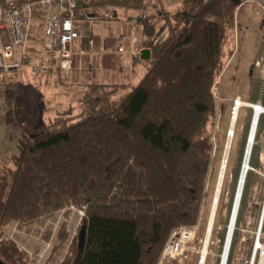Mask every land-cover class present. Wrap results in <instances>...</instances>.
<instances>
[{"label": "trees", "instance_id": "16d2710c", "mask_svg": "<svg viewBox=\"0 0 264 264\" xmlns=\"http://www.w3.org/2000/svg\"><path fill=\"white\" fill-rule=\"evenodd\" d=\"M246 1L186 0L175 13L160 11L163 36L147 0H77L84 10L146 11L147 71L130 88L88 86L79 114L20 119L30 139L0 171V262L33 264L14 231L35 236L34 227L62 217L48 264H159L173 234L198 225L219 124L213 89L234 55L236 11ZM77 31L95 42L89 27ZM41 42L34 26L30 48ZM74 207L85 210L69 242ZM52 230L40 231L45 243Z\"/></svg>", "mask_w": 264, "mask_h": 264}, {"label": "rangeland", "instance_id": "374dc122", "mask_svg": "<svg viewBox=\"0 0 264 264\" xmlns=\"http://www.w3.org/2000/svg\"><path fill=\"white\" fill-rule=\"evenodd\" d=\"M158 1L159 0H147V6L156 8L154 3ZM250 1L252 2L253 0ZM250 1L247 0L244 4L249 2L248 5L254 7L255 4L250 3ZM255 1L264 2V0ZM177 7L179 8L174 9V11L184 8L182 5H178ZM98 10H101L102 16L104 15L103 12H106L110 18L112 17L114 9L87 7L84 13H97ZM144 12L146 13V11H141L140 14L143 15ZM153 13L155 12H147V15L152 16ZM122 15L123 14H121V16ZM256 17L258 16L256 15ZM44 18V13L38 14L33 24L41 31L42 42L37 50L30 48L31 45L29 43L27 52L30 59L25 63L24 68L13 75L0 79V171L5 166H13L14 157L20 155L23 144L30 139V136L20 126L19 121L24 116H41L42 118H40L44 122L50 123L57 115L68 111L70 108L75 109V114H79L82 110L81 103L86 93L83 94L80 100L78 97L79 95L77 96L75 92L70 93V95L67 94V89L61 87L60 83H63V86L68 88V92L71 91L72 85L66 83L65 76L61 72H55L52 68H49L52 70H47L44 74L42 73V77L39 76L38 78H34L31 75L29 67L31 63L39 62L43 59L44 61L42 64L47 67L52 66V63L46 62L42 52V25ZM156 18H158V15L155 16V19ZM261 21L264 22V20ZM236 28L235 38L230 48L235 54L232 59H229V61H231H228L225 66L215 88V97L218 106L217 123L219 124L213 133L214 151L205 198L202 204L201 218L198 225L195 226L196 229L194 230L193 239L189 243L181 245L182 249L174 251L172 245L177 242L175 237L171 243H169L165 255L166 257L161 260L159 264H200L202 258L201 252L209 225L218 177L223 163L226 144L230 132H232L231 119L234 102L237 98H240L243 103L251 104L260 98V101H262L264 105V65L262 64L260 66L258 65L259 63H249L248 67L246 64L238 67L240 63L239 55L237 54L239 50L238 41L240 36L243 37V35L248 38L249 32L242 33L240 28L237 26ZM120 37L121 36H119V39ZM94 45L95 42L89 46L92 48ZM124 46H126V42ZM34 54L37 55L36 58H34ZM259 58V61L262 59L264 61V55H261ZM126 59H128L127 52H125L122 62ZM242 61L243 59L241 60V64L243 63ZM40 77V81L37 80ZM46 83L49 85L47 86ZM36 86L38 87L36 88ZM248 109L250 108L244 107L242 109L234 130L236 135L233 140V147L227 167V179L224 180L205 264L220 263V256L225 242L234 197L240 181L239 176L241 175L245 159L250 125L253 117ZM250 166L252 171H250L247 177L228 264H245V261L251 256L253 243L259 227L264 205V116L261 119L253 155L250 160ZM81 218L78 212L73 210V215H71L70 219L68 218L65 220L69 225L71 236L73 233L78 232ZM61 219L64 221L65 217L60 218V220ZM53 228L54 232L55 229L57 230V234L60 232L61 228L59 226L57 227L55 223ZM15 237L16 235L13 238ZM50 250L51 249L42 255L41 264L47 263L44 259L45 256L47 257L49 255ZM29 259H31L30 256ZM32 261L33 264H36L35 260Z\"/></svg>", "mask_w": 264, "mask_h": 264}, {"label": "crops", "instance_id": "0c3cea01", "mask_svg": "<svg viewBox=\"0 0 264 264\" xmlns=\"http://www.w3.org/2000/svg\"><path fill=\"white\" fill-rule=\"evenodd\" d=\"M20 1L23 0H2V3L4 6H7ZM185 1L186 0H159L157 3H154L157 9L151 8V10L156 13L155 16L158 15L156 19L154 16V23L160 35L164 36L162 32L164 23L159 19L160 11L161 13L162 11L169 14L175 13L176 11H174V9H178V5L184 6ZM256 10L257 7L255 5L253 7L247 3L241 5L236 11V26L242 30V33L249 32L248 38L243 35V37L240 36L238 41L239 50L237 54L240 60L238 67L244 64L248 67L249 63H259L260 66L262 64L264 65L263 59L259 61V57L264 55V22L261 21L264 20V13L257 15ZM103 13L104 15L101 17L100 21L94 24L83 25L82 22H84L83 19L85 15L84 9H80L79 7L76 11V18L78 21L76 28L78 30L79 28L83 30L89 27V31L95 40V45L91 48L85 39L74 43L73 48L77 56L73 59L72 81L70 84L72 85L71 91L68 92V88H65L63 83H60V85L64 89H67V94L70 95V93L75 92L77 96L79 95V100L82 98L83 94L87 92V88L90 85H114L130 88L136 85L147 71L146 62L149 60L151 54L150 52L149 56L144 54L145 51L149 50L143 47V26L139 24L142 18L140 11L118 8L110 18L106 12ZM121 14L123 15L121 16ZM255 14L258 17H256ZM119 36H123L127 40L126 50L128 59L123 62L120 60L118 53ZM133 54L136 56L135 58ZM36 56L37 55L34 54V58H36ZM242 59L243 63L241 64ZM57 67V64L53 63L51 67L45 66L43 74L47 72V70L52 69L55 72H61ZM41 77L37 80L40 81ZM48 85L49 84H47V86ZM37 87L38 86H36V88ZM62 222L61 219L56 223L57 227H60ZM51 224V221H47L40 228L38 225L34 227L32 231H36L35 236L34 234H32L33 236H27L28 234H23L18 231H14V236L20 233L16 238L20 241L22 246H24L25 251L32 253L39 252L36 254L38 256L44 255L45 251L48 252L49 249H51L49 252L52 251L53 243L58 235L57 231L54 232L52 227H50ZM48 228L50 231L52 230V236L50 241L45 243L41 238L40 231H44ZM49 256L50 254L47 257L45 256L44 260L47 261Z\"/></svg>", "mask_w": 264, "mask_h": 264}, {"label": "built area", "instance_id": "2783aa9c", "mask_svg": "<svg viewBox=\"0 0 264 264\" xmlns=\"http://www.w3.org/2000/svg\"><path fill=\"white\" fill-rule=\"evenodd\" d=\"M250 3L256 5L257 15L264 13L263 1L253 0L252 2L250 1ZM77 8V0L22 1L19 3L9 4L8 6H3L2 0H0V79L21 71L24 68L25 63L29 61L30 56L27 52V48L34 27L33 24L35 22V16L37 13H44L45 18L42 25L43 57L46 59V62L49 59L56 62L61 73L65 76L66 83L71 84L72 79H70V76L73 72V59L77 56L73 46L76 41L81 39V36L76 28V24L78 22L76 18ZM84 14V22L90 24L100 21L102 17L101 10H98L97 13L89 12ZM125 42L126 38L121 36L119 39V56L121 61L123 60L126 52V46H124ZM43 61L44 60L42 59L39 62L31 63L29 67L32 77L38 78L41 76L45 69V65L42 64ZM215 88L213 89L214 96ZM239 102L243 105H238ZM237 107H239L237 117L239 115V111L244 107L250 108L253 113L260 111V107L264 108L262 101L260 100L256 103L246 104L243 103L240 98H237L232 109V118L235 115ZM262 116H264V110L261 114V117ZM73 210L78 212L79 216L82 218L84 217L85 208L79 209L74 207ZM263 215L264 205L261 222L253 243V250L250 258L245 261V264H264ZM195 229L196 227L177 230L169 241V243H171V241L176 237L177 242L172 245V249L174 251H178L182 249L181 245L189 243L193 239ZM55 231L57 230L55 229ZM75 235L76 233L72 234L69 242H71ZM169 243L165 248L162 260L166 257L165 255L169 247ZM28 254L32 260H35L36 264H41L42 255L34 256L29 252Z\"/></svg>", "mask_w": 264, "mask_h": 264}, {"label": "bare ground", "instance_id": "6f19581e", "mask_svg": "<svg viewBox=\"0 0 264 264\" xmlns=\"http://www.w3.org/2000/svg\"><path fill=\"white\" fill-rule=\"evenodd\" d=\"M238 105L242 106L243 104L241 102H239ZM238 109H239V107L236 108L235 115L233 116V118L231 120V131L232 132H230L229 139H228L227 144H226L223 163H222L220 173H219V177H218L214 202H213L212 211H211V215H210V219H209V225H208L203 249L201 252L202 253L201 254V256H202L201 264H205L206 258L208 256V250H209V246H210V238H211L212 232H213L212 229H213L214 224H215V217L217 214L219 201L221 198L222 189H223V185H224V180L226 177L229 158H230L232 147H233V140H234L233 137L235 136L234 130H235L237 120H238V117H237ZM263 110H264V108L260 107V111H256L253 113V117H252L251 125H250V132H249L250 140H249V136H248V141H247L248 143H247V147H246L245 159H244L243 167L241 170V175L239 176L240 181L238 183L236 194L234 197V202H233L232 210L230 213V218H229V223L227 226L225 242H224L223 250H222V253L220 256V263L219 264H228V261H229V256H230L232 243H233V239H234V234H235V230H236V224H237V221L239 218L240 206H241L242 199H243V193H244V189L246 186L247 177H248L250 171H252L251 166H250V160H251V157L253 155L256 137H257L258 129H259V121L261 118V114L263 113ZM215 201H216V203H215ZM260 222H261V218H260ZM260 222H259V225H260Z\"/></svg>", "mask_w": 264, "mask_h": 264}, {"label": "water", "instance_id": "95a60500", "mask_svg": "<svg viewBox=\"0 0 264 264\" xmlns=\"http://www.w3.org/2000/svg\"><path fill=\"white\" fill-rule=\"evenodd\" d=\"M147 56H149V51H145V53ZM216 203V201H215ZM264 219V215L262 217V221ZM85 242H86V228L83 227L80 231V234H79V248L82 249L84 246H85ZM0 264H3L2 262H0Z\"/></svg>", "mask_w": 264, "mask_h": 264}]
</instances>
